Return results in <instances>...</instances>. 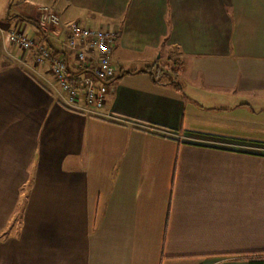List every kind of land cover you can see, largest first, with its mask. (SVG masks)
I'll return each mask as SVG.
<instances>
[{"label": "crops", "instance_id": "obj_1", "mask_svg": "<svg viewBox=\"0 0 264 264\" xmlns=\"http://www.w3.org/2000/svg\"><path fill=\"white\" fill-rule=\"evenodd\" d=\"M43 5L116 30V76L99 114L69 109L0 33V264L264 255V0H0V30L39 40ZM172 56L178 86L141 70Z\"/></svg>", "mask_w": 264, "mask_h": 264}, {"label": "built area", "instance_id": "obj_2", "mask_svg": "<svg viewBox=\"0 0 264 264\" xmlns=\"http://www.w3.org/2000/svg\"><path fill=\"white\" fill-rule=\"evenodd\" d=\"M38 25L41 38L36 40L20 30H0L5 41L30 50L37 63L47 62L61 91L60 101L69 109L99 114L111 81L116 76L113 51L118 32L113 29L93 28L78 22L64 21L48 5L39 7ZM67 27L64 38H59V49L51 42L56 27ZM64 52L72 54L74 64Z\"/></svg>", "mask_w": 264, "mask_h": 264}, {"label": "trees", "instance_id": "obj_3", "mask_svg": "<svg viewBox=\"0 0 264 264\" xmlns=\"http://www.w3.org/2000/svg\"><path fill=\"white\" fill-rule=\"evenodd\" d=\"M179 69H180V63L174 62V66L173 67L170 66V69L164 68L161 65V63H155L153 65L146 66L145 68L141 70L153 73L154 76L158 75V78L157 77L155 78L156 81L166 80L178 86L176 79H177V72L179 71ZM257 253L263 254L264 252H257ZM248 263L249 264H264V255H253L252 257L248 259Z\"/></svg>", "mask_w": 264, "mask_h": 264}, {"label": "rangeland", "instance_id": "obj_4", "mask_svg": "<svg viewBox=\"0 0 264 264\" xmlns=\"http://www.w3.org/2000/svg\"><path fill=\"white\" fill-rule=\"evenodd\" d=\"M174 62L177 63V59L175 58V56L172 57H168L164 60H162L160 63L164 68H168L170 69V66L173 67L174 66ZM132 65V64H131ZM168 65V67H167Z\"/></svg>", "mask_w": 264, "mask_h": 264}]
</instances>
